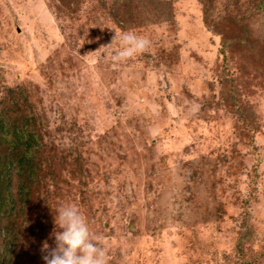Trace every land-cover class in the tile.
Listing matches in <instances>:
<instances>
[{"label":"rangeland","instance_id":"obj_1","mask_svg":"<svg viewBox=\"0 0 264 264\" xmlns=\"http://www.w3.org/2000/svg\"><path fill=\"white\" fill-rule=\"evenodd\" d=\"M0 120L9 264L62 205L109 264H264V0H0Z\"/></svg>","mask_w":264,"mask_h":264},{"label":"clouds","instance_id":"obj_2","mask_svg":"<svg viewBox=\"0 0 264 264\" xmlns=\"http://www.w3.org/2000/svg\"><path fill=\"white\" fill-rule=\"evenodd\" d=\"M114 41H118L119 47L110 54V59L116 63L144 52L150 44L147 38L134 31H122L113 37ZM54 223L62 231L53 232L55 247L50 248L46 241L43 242L44 264H109L101 246L102 237L90 231L86 218L75 205L59 207Z\"/></svg>","mask_w":264,"mask_h":264},{"label":"trees","instance_id":"obj_3","mask_svg":"<svg viewBox=\"0 0 264 264\" xmlns=\"http://www.w3.org/2000/svg\"><path fill=\"white\" fill-rule=\"evenodd\" d=\"M3 130V123L2 120H0V131ZM12 135L14 138V141L20 143L21 145L25 146V148H29L33 143V137L32 134L27 132L24 133V131L21 129L19 131L13 130ZM22 159H25V168L24 171L27 170L28 174L32 177H34V172L32 171L33 161L31 158L22 157ZM7 171L3 170L2 167H0V229H4L5 236L8 237V239L5 240L6 247H2L0 250V264H9V247L11 244H13L15 240V232H12L14 226L12 223L4 224V220L7 219L12 215V211L10 210L12 200H10L8 203H5L3 200L5 199V196L3 195V190H5V187L7 185V178L4 175ZM3 175V177H2ZM33 180H31L32 182ZM7 192V190H5ZM21 195H26L27 191H21Z\"/></svg>","mask_w":264,"mask_h":264}]
</instances>
